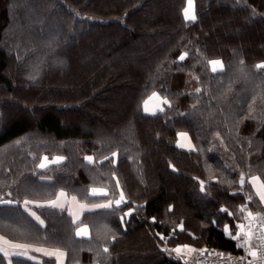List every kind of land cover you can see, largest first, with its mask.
Masks as SVG:
<instances>
[{
  "label": "trees",
  "instance_id": "1",
  "mask_svg": "<svg viewBox=\"0 0 264 264\" xmlns=\"http://www.w3.org/2000/svg\"><path fill=\"white\" fill-rule=\"evenodd\" d=\"M186 1L0 0V235L63 249L67 264H187L165 249L184 244L242 252L225 227L242 207L264 211L246 203V178L264 182V0H194V22ZM152 93L171 106L145 114ZM60 190L124 199L84 214L89 239L66 210L35 208L40 223L26 209ZM37 258L0 264H56Z\"/></svg>",
  "mask_w": 264,
  "mask_h": 264
},
{
  "label": "snow or ice",
  "instance_id": "2",
  "mask_svg": "<svg viewBox=\"0 0 264 264\" xmlns=\"http://www.w3.org/2000/svg\"><path fill=\"white\" fill-rule=\"evenodd\" d=\"M184 17L186 20L188 21H195L196 20V14H195V4H194V0H187V7L184 10ZM186 55V54H185ZM185 57L184 55H182L180 57L181 60H183ZM209 65L211 66V70L212 72H217V71H223L224 65L223 62L220 60H211L208 62ZM257 68H261L264 69V64H260L257 65ZM199 91V89L197 90ZM151 99H156V100H160V98L153 93V96L149 98ZM162 104H169V102L165 99V100H161L160 101ZM148 103L149 101H145L144 104V109L145 111H148ZM169 106H171L169 104ZM160 111H163V108L159 109ZM153 114H155L153 112ZM180 135L182 137H185L186 134L184 133H180ZM183 146V145H181ZM115 155V154H114ZM47 157L44 158L45 161H47ZM63 159V157H56L55 158V162H59ZM86 159L91 163L92 162V157H86ZM41 168H45L46 165L45 164H41L40 165ZM240 184L243 185L244 184V177L241 176L240 177ZM250 183L256 188V194L258 195L259 199L261 202H264V182L260 181L259 177H252ZM203 181H201V191H203ZM91 195L93 196H107L108 193L103 190V189H97V188H92L91 189ZM61 198H67V194L64 192H60L59 196L55 199V200H51L48 203L49 207L52 208H60L62 209L64 207L63 203H61ZM123 193H121L120 195V200H123ZM71 200L73 202H76V197L73 196L71 197ZM120 200H117L115 202L109 200L106 203H101V204H80V208L81 210H87L89 212L94 211L96 208H112L113 207V203H115L116 207L120 206ZM25 203H30L29 201H25ZM222 211H227V209H223ZM241 212L245 211V208H241L240 209ZM230 214V213H229ZM33 215H35V213H33ZM37 220H39V217H36ZM247 219H249L250 222L252 221H256L257 220V216H254L253 213L251 211H248L247 213ZM80 221V213H75L74 214V221L75 223L78 224L77 230L75 235L77 237H82V238H89L91 239L90 236V232H89V228L87 227V225H81L79 224ZM40 223H43V221H40ZM237 228V232L236 234H233L231 229H229L227 226L225 227V233L229 236V238H231L232 240H235L237 242L236 246L240 247V248H245V251L247 253L248 256H251L252 258H256L257 257V251L253 250V248L251 247V241L253 239V232L251 230V227L249 226V228L246 230V226L244 224H238L236 225ZM262 229H264V225H262ZM181 230H183L181 228ZM241 236L244 237L243 240H241ZM0 244L6 245L7 248H11V249H15L18 251H15L14 255H20V256H27L28 255V251L30 249L29 245L26 244H16V243H12L11 241L5 239L3 236H0ZM247 246V247H246ZM7 248L5 247H0V253H4V255H9V252L7 250ZM183 248H186L189 252H193L196 251L195 249L189 248L188 246H183ZM182 248L181 247H177L175 249H173L174 252H176L178 255H180L182 253ZM31 251L34 252H41L43 253V255L45 256H49V257H55L58 264H63V257L65 256V253L63 251H60L59 249L56 250H52L49 251L48 249H44V248H31ZM204 250H201V254L203 253ZM104 252H108L107 248H104ZM221 257H223V253L219 254ZM31 258V257H29ZM249 264H251V262H249Z\"/></svg>",
  "mask_w": 264,
  "mask_h": 264
},
{
  "label": "crops",
  "instance_id": "3",
  "mask_svg": "<svg viewBox=\"0 0 264 264\" xmlns=\"http://www.w3.org/2000/svg\"><path fill=\"white\" fill-rule=\"evenodd\" d=\"M186 6H187V1H186ZM186 6H185V8H186ZM185 8H184V10H185ZM184 10H183V16H184ZM184 19H185V17H184ZM186 21H188V20H186ZM155 94L160 98V100H156V99H151L150 100L149 98L153 96V93H152L143 102V112L145 114H147V115H155V114H157L160 111L159 109L160 108H163V106L165 105V104H162L160 102L161 100H165V99L160 94H158V93H155ZM145 101H149V103H148V111H145V109H144ZM153 112L155 114H153ZM180 133H184V134H186V136L185 137H182L180 135ZM176 144H177L178 148H180L182 150H185V151H192V150L195 149L194 142H193V140L191 139L190 135L187 132H179L178 137H177ZM181 145H183V146H181ZM50 162H51L50 160H47V161L44 160L43 161V164L47 165ZM253 177H259V176L254 175ZM250 181H251V179H250ZM260 181L263 182L261 178H260ZM251 188H252L255 196L257 197V199L260 201L258 195L256 194V188L252 184H251ZM98 189H102V188H98ZM103 190H105V189H103ZM60 192H64V193L67 194V198L66 199L65 198H61V201H60L61 203H63L64 207L62 209L49 207L48 206L49 201L55 200L59 196V193ZM71 197H73V196L69 195L66 191L60 190V191L57 192V194L55 195V197H53L50 200L40 201V202H35V201L27 200L30 203H27V204L25 203V205H26V209L34 217L35 220H37L36 217H39V220H37L38 222L42 221V219L40 218V216L37 214V212L34 209L35 208H37V209L50 208V209L66 210V211H68V213L72 217L73 221H74V214L75 213H80V221H79V224L86 225V224H84L82 222V219H83L84 214L87 213V212H89V211H87V210H81L80 204H88V203L83 202V201H80L77 197H76V202H73L71 200ZM101 203H106V202H100V203H97V204H101ZM261 204L264 207V202H261ZM88 205H91V204H88ZM113 205H115V203H113ZM99 209L101 210V209H105V208H96L94 211L99 210ZM33 213H35V215H33ZM75 224L78 227V224L77 223H75ZM89 232H90V230H89ZM0 236H2V235H0ZM5 239H7V238H5ZM11 242L12 243H16V244H26V245H29L30 246V249L28 251V255L27 256L14 255L12 253H14L15 251H18V250L11 249V248H7L6 245L0 244V247L7 248L8 252H9V255H4V253H0V254H2L9 261L12 260V259H14V258L36 259V260H39L37 257H46V258H52V259H54L55 262H56V264H58V262H57V260H56L55 257H49V256L43 255V253H41V252L31 251V248H44V249H48L49 251L56 250V249H59V248H54V247H49V246H42V245H36V244L19 243V242H13V241H11ZM59 250L60 251H63L65 253V256L63 257V264H67V252L65 250H63V249H59ZM29 257H31V258H29Z\"/></svg>",
  "mask_w": 264,
  "mask_h": 264
},
{
  "label": "built area",
  "instance_id": "4",
  "mask_svg": "<svg viewBox=\"0 0 264 264\" xmlns=\"http://www.w3.org/2000/svg\"><path fill=\"white\" fill-rule=\"evenodd\" d=\"M262 225H264V220L257 222L252 228L251 247L257 251L255 259L247 255L245 248L242 252L233 254L229 251L205 247L196 254V264H249V262L251 264H264V229H262ZM201 250H204L202 254ZM220 253H223V257L219 255Z\"/></svg>",
  "mask_w": 264,
  "mask_h": 264
},
{
  "label": "rangeland",
  "instance_id": "5",
  "mask_svg": "<svg viewBox=\"0 0 264 264\" xmlns=\"http://www.w3.org/2000/svg\"><path fill=\"white\" fill-rule=\"evenodd\" d=\"M187 7V6H186ZM251 177H253V174L252 175H249L247 178H246V184H248V188L251 187V184H250V179ZM250 185V186H249ZM246 193V192H245ZM247 198H246V203L248 202H253L254 203V207L255 208H258V206H260L261 208L263 207V205L261 204L260 202V205H259V202H257V197L255 196V194L253 193V190L251 189V193H248L246 194ZM256 197V198H254ZM239 208V207H238ZM243 208V207H242ZM248 211H251L253 213L254 216H257V220L256 221H252L250 222L249 219H247V213ZM262 216H264V211H261V213L259 212H254L253 209H247L245 208V211L242 212V215H241V218L238 217V219L234 222V226L231 227L232 225H227V227L229 229H231L232 233L233 234H236L237 232V228H236V225L238 224H244L246 226V230L249 228V226L251 227V230L253 228V226L263 220L262 219ZM241 238H243V236H241ZM188 246L189 248H192V249H195L196 251H193V252H189L186 248H183V246ZM177 247H181L183 250H182V253L180 255H178L176 252L173 251V249L177 248ZM177 247H165V249L167 251H173V254H175L177 257H180L182 260H184L185 262H187V264H196L195 262V256L196 254L199 252V250L201 248H203L204 246H200V247H193V246H190V245H187V244H184V245H180V246H177Z\"/></svg>",
  "mask_w": 264,
  "mask_h": 264
},
{
  "label": "water",
  "instance_id": "6",
  "mask_svg": "<svg viewBox=\"0 0 264 264\" xmlns=\"http://www.w3.org/2000/svg\"><path fill=\"white\" fill-rule=\"evenodd\" d=\"M242 176L244 177V175H242ZM239 184H240V183H239ZM240 186H243V185L240 184Z\"/></svg>",
  "mask_w": 264,
  "mask_h": 264
}]
</instances>
